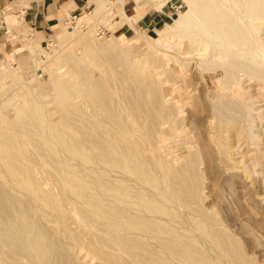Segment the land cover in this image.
<instances>
[{"label": "bare ground", "instance_id": "1", "mask_svg": "<svg viewBox=\"0 0 264 264\" xmlns=\"http://www.w3.org/2000/svg\"><path fill=\"white\" fill-rule=\"evenodd\" d=\"M157 1L163 4L166 0ZM184 2L187 8L159 29L158 37L140 41L147 49L137 58L127 55L115 35L102 42L93 32L83 33L82 24L92 13L85 12L75 26L61 19L60 26L67 29L57 34L59 44L64 46L81 35L74 45L81 51H63L51 62L34 59L38 65L49 61L51 82L58 90L53 98L41 91L42 86L32 88L18 74L6 73L0 66V94L11 76L16 87L23 85L18 94L30 97L17 106L14 122L20 127L23 143L33 145L37 154L32 157L40 168L48 167L58 187L55 192V188L43 186L44 179L35 176L27 163L29 157L22 152L26 146L10 129L0 126V177L9 183L10 176L19 186L11 190L0 185V264H67L71 254L54 253L52 248L63 246L56 237L65 216L61 206H67L73 196L87 207L82 215L90 228L105 224L99 242L114 251H101L92 237L74 236L70 228L65 229V237L76 239L104 264H254L220 214L204 204L207 171L201 165L211 169L206 160L209 155L204 157L202 149L188 145V154L181 161L162 148L165 133L175 139L186 131L179 99L169 90L166 93L164 85L177 78L170 65L177 58L168 53L164 61L155 52L171 46L172 35L191 39L203 79L213 75L216 90L222 91L211 119L215 144L232 158L234 112L247 120L245 142L250 151L251 138L261 142L251 133L255 118H249L248 110L252 111L253 103L249 101L247 109L237 97L242 96L244 81H249V86L259 85L258 101L264 99V0ZM72 26L80 29L69 28ZM120 39L128 41L126 34ZM85 52L92 58H84ZM63 64L68 65L66 72L59 70ZM150 65L156 67L155 73L150 72ZM160 69L163 77L158 75ZM112 70L123 91L118 99L109 80ZM51 105L63 112L56 121ZM197 111H203L198 102ZM263 113H259L258 123H262ZM250 159L264 166L258 158L250 155ZM250 165L246 176L251 179L255 176ZM36 215L52 223V232Z\"/></svg>", "mask_w": 264, "mask_h": 264}, {"label": "rangeland", "instance_id": "2", "mask_svg": "<svg viewBox=\"0 0 264 264\" xmlns=\"http://www.w3.org/2000/svg\"><path fill=\"white\" fill-rule=\"evenodd\" d=\"M22 1L24 4H28V1L26 0H0V56H2L5 50H8L7 53L13 56V59L10 61L7 58L5 60L6 62L0 61V66L6 73L11 75L18 74L22 77V81L32 88L42 86L41 91L43 90L44 93H47L53 98L54 95L57 94L58 90L51 82L48 70L49 61L38 65L34 62V59L43 61L48 58V60L51 59V62L56 59L58 55L61 56L66 51L74 49L79 53L81 50L74 45L77 43L81 35L76 36L63 46L59 44L57 34L66 30L67 27H61L59 24L61 29L57 31L56 35L54 32L51 39H48V44L45 42L41 48H39L36 44L40 43V41L32 38L30 30L25 24V20L18 7V4ZM178 1L182 3L181 11L174 15L173 19H169L167 23L161 24L155 31L124 32L120 24L117 23L108 25L110 31L98 34V28L100 25L99 23H93L94 15L93 17L90 15L87 16L88 22L84 24L85 29L83 30V33L93 32V34H96V37L100 38L99 40L102 42L115 35L114 38L122 43V46L126 48L127 55L130 56V58L140 57L147 49L145 43L140 41H142L144 37H158V30L165 27L166 24L172 23L174 18L187 8L184 0ZM62 20L65 21L64 17ZM69 28H73V26ZM77 28L80 29L77 26L73 29L76 30ZM122 34H126V38H128L127 42H123L120 39ZM262 37L264 38V28ZM171 40V46L166 49L159 48L155 52V55L156 58L160 57L164 61H167L165 57L168 53L177 58L176 61L170 63V65L173 66L174 71L176 70L175 73L178 74L177 78L175 81L165 82L164 85L168 87L165 90L166 93H169L170 91V95L179 99V104L182 106L181 114L184 118V129L186 133L182 136H177L175 139H173L172 135L169 133H165L166 135L161 138V140L163 139L161 141L163 146L162 148L169 152V156H173L178 160L181 159V161L184 160L188 154V145L194 146L197 149L200 148V150L202 149L201 152H203L204 157L205 155L206 157L209 155L206 160L210 161L211 169L208 170L205 165H201V170L207 171L206 178L204 179V194L206 196L204 204L207 208H211L220 214L227 226L228 232H231L232 237L239 241L247 257L254 264H264V166L262 167L261 163L257 164V166L254 164L256 160L250 159V155H252L255 158H258L259 162H262L264 165V118L262 123H258V120H256L259 119V113L264 112V99L262 101H258L257 94L259 93L256 92L259 85L251 84L249 86V81H244L245 85L242 90V96L237 98L238 101L247 104V109L250 108L248 105L249 101L253 103L252 111L250 109L248 110L250 113L249 118H255V126L251 129V133L252 135L257 136V138H260L259 141L261 142L258 143L256 138H251V150L248 151L247 142H245V140H247V120L246 118L244 119V115L231 112V114H234V117L236 115V118L238 119L232 118L231 121L234 128L231 132V147L233 153L232 158L229 159L226 155H224V153L222 154L221 149L215 144L211 132V119L212 117L214 118L212 115L214 104L218 102L220 98L219 95H221L220 92L222 91L218 92L216 90L217 81L214 77H212L213 75L211 77L206 75L207 80L203 79L201 68L199 65L197 66V51H195L191 39L188 36L180 38L177 35H172ZM142 44L144 45L142 46ZM22 48H25V50L22 51ZM179 50L182 52L179 53ZM33 53L35 54L33 55ZM29 54L31 57H29ZM83 55L86 59L92 58L87 52ZM14 56L16 57L14 58ZM107 67H109V64H107ZM67 69L68 65L63 64L59 70L66 72ZM149 69L151 73L156 72V67L153 65H150ZM162 74L163 71L160 69L158 75L163 77ZM109 80L114 86V89L112 90L115 97L118 99V97L123 95V91L119 88L116 70L111 71ZM14 82L15 80L13 77H7L4 84L6 89H3L0 94V126L7 130L10 129V132L16 134L19 139V143L22 142V145H25L23 143V134L20 132V127H18L14 121L16 120L17 106H22L23 102L28 101L30 97L24 95L23 93L18 94L23 85L17 84L18 86L16 87ZM116 85H118V87ZM252 89L253 91L251 92ZM251 93H255L252 99H250ZM260 99H262V97ZM7 102H10V104H7ZM197 102L202 105L203 111H197ZM237 103L235 105L238 106L239 104ZM50 110L51 113L55 114V116H53L55 121L60 119V116L63 114L62 111L59 112L57 110L56 105H51ZM7 119H10L12 122H7ZM197 128L198 130H196ZM200 144L203 145L200 146ZM25 146L26 147H23L24 151L22 150V152L24 155L29 157V159L27 158V163L32 165L35 171V176L37 178L44 179L43 186H45L46 189L55 188L54 191H58V187L55 185L53 176L48 173V167L41 165L44 169L40 168L38 160L32 157L37 154L36 151L33 150V145L27 144ZM204 152H206V154ZM247 165H250V168L252 167L254 172L253 175L255 177L251 179L249 176H246V168H248ZM254 168H256V170H254ZM7 178L10 184L6 183L3 177H0V185L2 184L1 186L8 189H11V187L14 186L12 189L15 188L18 190L19 186L12 183V178L10 176ZM63 192L68 196H73L72 194L70 195V192H67V190H64ZM27 194L30 196V193ZM72 198L73 200H70L67 206H61L65 216L60 220V227H62L60 232L56 233L57 241L59 243L61 242V245L63 244L64 247L59 246V249L53 247L52 251L59 254L65 251L70 253L71 255L67 264H104L102 259L89 253L87 249L76 239L73 237H65V229L70 228L74 231V236H83V238H87L89 236L92 237L94 242L100 246L101 251L108 253L114 251L109 247L103 246L99 242V235H103L105 233L103 228L106 227L105 224H101V220H99V224H101L100 227L90 228L82 215L84 207H87L83 206L82 201H78L77 203L75 196ZM29 200L32 204L37 203L32 199ZM36 216L39 217L40 222L44 225V228L48 231L51 230L50 232H52L50 227L52 223H49L42 215ZM75 232L77 235H75ZM50 240L53 241L54 239L51 238Z\"/></svg>", "mask_w": 264, "mask_h": 264}, {"label": "crops", "instance_id": "3", "mask_svg": "<svg viewBox=\"0 0 264 264\" xmlns=\"http://www.w3.org/2000/svg\"><path fill=\"white\" fill-rule=\"evenodd\" d=\"M26 1L28 4H24L22 1L18 7L32 38L40 41L36 44L39 48L52 37L54 32L56 35L57 31L61 29L59 23L66 14L83 15L85 12H90L94 15L96 23L107 29H110L109 24L119 23L124 32H152L157 30L161 24L167 23L169 19H173L177 14L176 8L182 4L178 0H166L163 4H159L157 0ZM7 51L5 50L0 56V61L6 62V58L9 61L13 59V56Z\"/></svg>", "mask_w": 264, "mask_h": 264}, {"label": "built area", "instance_id": "4", "mask_svg": "<svg viewBox=\"0 0 264 264\" xmlns=\"http://www.w3.org/2000/svg\"><path fill=\"white\" fill-rule=\"evenodd\" d=\"M181 8H182V4H180L177 8H176V12L177 14L181 11ZM82 15L81 14H77V13H71V14H66L64 16V19H65V22L68 24V25H76L77 24V20L79 17H81ZM85 23L82 24V27L84 28ZM85 29V28H84ZM99 31H98V34L99 33H106L108 31H110L109 29L105 28L104 26H99ZM51 39V37L49 38ZM47 43V42H46ZM48 44V43H47Z\"/></svg>", "mask_w": 264, "mask_h": 264}]
</instances>
